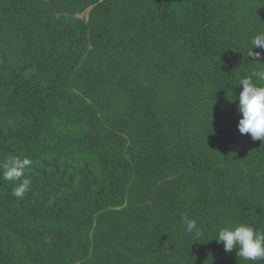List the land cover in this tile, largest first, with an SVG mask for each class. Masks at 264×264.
<instances>
[{
  "label": "trees",
  "instance_id": "obj_1",
  "mask_svg": "<svg viewBox=\"0 0 264 264\" xmlns=\"http://www.w3.org/2000/svg\"><path fill=\"white\" fill-rule=\"evenodd\" d=\"M261 32L264 0H0V163L32 181L0 179V264H264L215 240L264 229L231 101Z\"/></svg>",
  "mask_w": 264,
  "mask_h": 264
},
{
  "label": "clouds",
  "instance_id": "obj_2",
  "mask_svg": "<svg viewBox=\"0 0 264 264\" xmlns=\"http://www.w3.org/2000/svg\"><path fill=\"white\" fill-rule=\"evenodd\" d=\"M252 49L249 57H255L258 64L264 59V52L254 51L264 49V32L256 34L251 40ZM242 91L233 103L239 101L237 112L240 116L238 130L241 135H250L253 141H261L264 145V67L252 71L238 81ZM31 161L28 158L9 156L0 163V179L15 182L12 195L23 199L30 190L31 179L26 175V169ZM185 231L200 235V228L195 219L184 218ZM213 240V239H212ZM217 243H222L226 253L237 249V256L246 262L264 260V229L256 228L248 223H239L221 227L216 233Z\"/></svg>",
  "mask_w": 264,
  "mask_h": 264
}]
</instances>
